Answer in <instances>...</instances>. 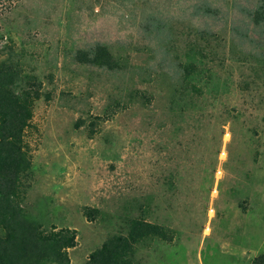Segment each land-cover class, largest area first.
<instances>
[{
  "label": "rangeland",
  "instance_id": "rangeland-1",
  "mask_svg": "<svg viewBox=\"0 0 264 264\" xmlns=\"http://www.w3.org/2000/svg\"><path fill=\"white\" fill-rule=\"evenodd\" d=\"M261 2L0 0V62L50 96L26 132L33 172L22 205L45 233L77 232L70 264L140 217L174 239L143 241L134 264H254L264 254ZM98 46L115 70L77 60ZM188 59L209 98L175 125L170 64Z\"/></svg>",
  "mask_w": 264,
  "mask_h": 264
},
{
  "label": "trees",
  "instance_id": "trees-1",
  "mask_svg": "<svg viewBox=\"0 0 264 264\" xmlns=\"http://www.w3.org/2000/svg\"><path fill=\"white\" fill-rule=\"evenodd\" d=\"M254 21L263 24L264 32V0ZM76 57L82 63L109 70L118 67L117 59L104 46L91 52L81 50ZM199 71L192 59L170 64L168 103L170 122L175 125L193 119L196 111L201 113L203 98H209L197 80ZM140 94L148 101L145 92ZM43 97L50 99L36 76L22 74L11 61L0 62V230L4 233L0 235V264H70L69 250L77 244L75 230L45 233L22 205L24 183L33 172L26 132L34 120L36 103ZM227 113L231 117L232 112ZM84 213L94 218V210L86 208ZM156 238L172 242L174 233L145 218H133L126 236L109 238L86 264H134L137 245ZM254 264H264V254Z\"/></svg>",
  "mask_w": 264,
  "mask_h": 264
}]
</instances>
